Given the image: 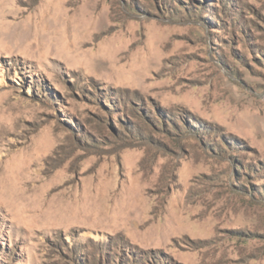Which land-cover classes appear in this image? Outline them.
I'll return each mask as SVG.
<instances>
[{
    "label": "rangeland",
    "instance_id": "obj_1",
    "mask_svg": "<svg viewBox=\"0 0 264 264\" xmlns=\"http://www.w3.org/2000/svg\"><path fill=\"white\" fill-rule=\"evenodd\" d=\"M0 264H264V0H0Z\"/></svg>",
    "mask_w": 264,
    "mask_h": 264
},
{
    "label": "bare ground",
    "instance_id": "obj_2",
    "mask_svg": "<svg viewBox=\"0 0 264 264\" xmlns=\"http://www.w3.org/2000/svg\"><path fill=\"white\" fill-rule=\"evenodd\" d=\"M19 171H20V170H19ZM20 172H21V171H20ZM20 172H19V173H20ZM20 177H21V176H20ZM20 179H21V178H20ZM22 184H23V183H22ZM18 185H19V184H18ZM11 186H12V188H13L14 191H13V190H10V195H11V196H14V197H17L18 200H19V201H18L19 203L26 204V203H25V200H24L26 197L23 196V194H24V193H22L23 191H20V190H18V189H15V187L13 186V184H11ZM20 186H21V183H20ZM24 186H25V185H24ZM22 188H23V186H22ZM11 193H12V194H11ZM56 205H57V204H56ZM51 212H52V211H51ZM43 214H45V213H43Z\"/></svg>",
    "mask_w": 264,
    "mask_h": 264
}]
</instances>
